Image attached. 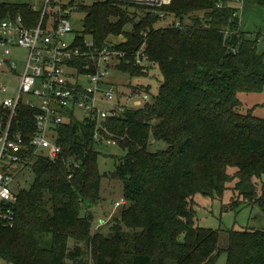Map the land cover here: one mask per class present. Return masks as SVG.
<instances>
[{
    "label": "trees",
    "instance_id": "trees-1",
    "mask_svg": "<svg viewBox=\"0 0 264 264\" xmlns=\"http://www.w3.org/2000/svg\"><path fill=\"white\" fill-rule=\"evenodd\" d=\"M250 1L264 8V0ZM33 2L1 1L0 20L20 13L27 24H36L41 11ZM69 4L85 14L79 40L89 36L102 47L111 36L124 35L117 46L127 55L117 69L147 76L157 64L158 92L152 102L109 117L100 129L125 150L114 155L112 172L123 182L124 203L107 231L99 230L103 219L94 229L92 210L100 201L102 177L97 145L105 140L94 138V117L69 113L57 128L61 153L33 162V181L18 191L14 224H0V258L11 264H215L224 251L225 264H264V228L232 227L221 246L219 231L202 226L196 215V194L221 196L227 188L264 212V116L241 109L238 96L264 89V53L242 29L233 0ZM128 7L145 15L136 21ZM162 12L183 28L154 26ZM128 23L131 30L125 29ZM143 43L145 66L134 62ZM131 88L150 93V85L141 83L123 91ZM34 112L20 104L18 122L11 123L27 139ZM9 116L0 107L2 126ZM151 135L167 146L151 150ZM233 198L232 205L240 202Z\"/></svg>",
    "mask_w": 264,
    "mask_h": 264
},
{
    "label": "built area",
    "instance_id": "built-area-1",
    "mask_svg": "<svg viewBox=\"0 0 264 264\" xmlns=\"http://www.w3.org/2000/svg\"><path fill=\"white\" fill-rule=\"evenodd\" d=\"M42 1V4H39ZM53 1V4L51 2ZM71 0H34L33 9L40 10L36 24H27L19 13L0 20V74H15L16 87L0 102V107L10 112L9 121L2 126L0 120V224H14V206L18 191L24 187L19 180L32 169L33 162L40 156L55 160L62 151L57 141V128L66 115L78 111L96 119L94 138L97 141L116 145L111 136H103L100 129L109 117L119 116L125 108L152 102L151 94L144 89L120 90L106 78L110 70L125 58L127 52L110 41L97 47L91 37L74 33L71 41L66 36L73 32L70 21L75 6ZM124 1V0H122ZM134 1V0H133ZM137 3L159 6L171 0H135ZM244 0H233L237 8L234 15L240 17ZM47 13L51 15L45 19ZM160 17L164 26L183 28L176 19L163 12ZM145 43L134 53V62L145 66L149 63ZM23 48L27 54L21 62L13 58L15 48ZM0 91L7 86L0 81ZM37 99V101H34ZM26 104L35 109L33 128L27 139L22 129H13L17 121V107ZM124 200L116 202V206ZM101 224V223H100ZM100 224L95 226V229Z\"/></svg>",
    "mask_w": 264,
    "mask_h": 264
},
{
    "label": "rangeland",
    "instance_id": "rangeland-1",
    "mask_svg": "<svg viewBox=\"0 0 264 264\" xmlns=\"http://www.w3.org/2000/svg\"><path fill=\"white\" fill-rule=\"evenodd\" d=\"M3 0H0V2ZM86 2L90 0H85ZM133 1V0H124ZM134 2H136L134 0ZM142 3V2H141ZM142 4H146L145 2ZM148 5V4H147ZM132 16H135L137 21L146 12L134 7L127 8ZM84 13L82 11H74L71 13L70 21L72 24L73 32L66 36L67 41H71L74 33H81L84 29ZM241 27L248 34L249 37L257 39L258 51L264 53V8L250 0H244L242 9L240 11ZM189 21L188 19L185 20ZM166 22L160 17L154 23V26L165 24ZM126 30H131L132 25L128 23L125 25ZM89 39V36H87ZM124 35L118 37L111 36L113 42H119L124 40ZM1 53V52H0ZM27 51L23 48H15L13 50V58L19 62V69L21 68V62L24 60ZM161 75L157 64H151L149 73L147 76H130L129 73L119 70L111 69L106 81L108 83H114L120 90H126L129 83L132 85L144 84L150 85L151 99L158 92L159 82ZM0 81L7 86V92L0 91V102L10 92L14 90L17 84V78L15 74H0ZM126 92V91H124ZM239 99L242 102L243 110L251 109L257 116H264V89L256 92H239ZM37 101V99H34ZM82 111H78L77 115L81 117ZM167 144L163 140H155L153 136H150V149H164ZM97 149L100 154L98 156V166L101 177L100 187V201L97 205L92 207L95 210V222L104 220V224L99 228L100 231L106 232L109 225L120 214L122 205L116 207V202L123 199V182L117 177L113 176L112 172L115 168L114 155L121 156L125 153V150L119 146L110 143H99ZM34 174L31 170L26 174L19 177V180L24 183V187H28L33 181ZM229 186V183H228ZM260 194V185H258V195ZM233 196L239 199L235 205H232L234 200ZM196 201V215L199 223L205 227H211L217 229L220 233V245L225 246L227 243V230L241 227L249 228H264V212L258 203H250L248 200L234 195L233 189L227 188L224 190L221 196L214 194L213 196L204 195L198 193L195 196ZM97 224V223H96ZM95 224V225H96ZM95 229V226H94ZM226 253L220 251L215 264H225ZM0 264H11L5 262L0 258Z\"/></svg>",
    "mask_w": 264,
    "mask_h": 264
}]
</instances>
